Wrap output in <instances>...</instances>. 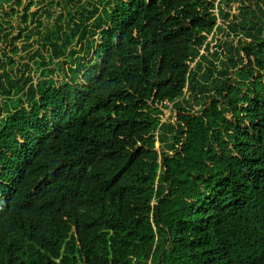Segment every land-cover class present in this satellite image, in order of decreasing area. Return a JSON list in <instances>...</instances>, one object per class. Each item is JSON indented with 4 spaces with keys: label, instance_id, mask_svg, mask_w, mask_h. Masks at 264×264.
Returning a JSON list of instances; mask_svg holds the SVG:
<instances>
[{
    "label": "trees",
    "instance_id": "obj_1",
    "mask_svg": "<svg viewBox=\"0 0 264 264\" xmlns=\"http://www.w3.org/2000/svg\"><path fill=\"white\" fill-rule=\"evenodd\" d=\"M84 1L0 0V264H264V0Z\"/></svg>",
    "mask_w": 264,
    "mask_h": 264
},
{
    "label": "rangeland",
    "instance_id": "obj_2",
    "mask_svg": "<svg viewBox=\"0 0 264 264\" xmlns=\"http://www.w3.org/2000/svg\"><path fill=\"white\" fill-rule=\"evenodd\" d=\"M88 2L90 1V0H87ZM94 1V0H93ZM34 2H37V0H34ZM78 2H79V4H82V3H84L85 1L84 0H78ZM72 4H76L77 5V3H72ZM218 3H216V5H217ZM222 7H223V5H221ZM238 6H239V4H237V3H233V4H231V10H233L232 8H234L235 10H237V8H238ZM90 9V8H89ZM225 10H228V8L226 9L225 8ZM31 11L32 12H37L38 14H40L41 13V8L40 7H34V8H31ZM217 12V11H216ZM217 14V13H216ZM17 21H16V19H13V21H12V24L14 25V24H18V23H16ZM221 23V20L220 19H218V24H220ZM235 37H237V36H235ZM235 37H230V39H229V41H231L234 45H236L237 44V38H235ZM240 38H241V36H239ZM216 38H221V40H225V37H223V36H221V35H217V37ZM242 39V38H241ZM207 41H210V37H209V39L207 40ZM78 49V48H77ZM213 51V50H212ZM83 55V52H81L78 56L79 57H81ZM221 59L222 60H224L225 59V56H224V51H221ZM193 65H191V67H192ZM2 71H0V73H1ZM199 108L198 107H194V110L195 111H197ZM174 115V111L171 109V107H169V109H168V111L166 112V115H165V117L163 118L164 119V121L165 120H167V119H171L172 121H173V118H172V116ZM155 147L156 148H158L159 147V144L158 143H156V145H155Z\"/></svg>",
    "mask_w": 264,
    "mask_h": 264
}]
</instances>
